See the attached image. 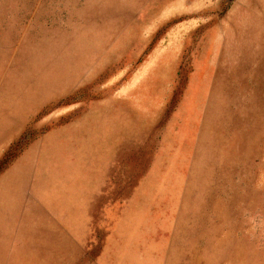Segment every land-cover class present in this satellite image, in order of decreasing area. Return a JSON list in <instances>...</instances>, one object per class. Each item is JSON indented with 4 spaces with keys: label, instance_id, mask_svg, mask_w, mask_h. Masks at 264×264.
I'll return each instance as SVG.
<instances>
[{
    "label": "rangeland",
    "instance_id": "1",
    "mask_svg": "<svg viewBox=\"0 0 264 264\" xmlns=\"http://www.w3.org/2000/svg\"><path fill=\"white\" fill-rule=\"evenodd\" d=\"M0 264H264V0H0Z\"/></svg>",
    "mask_w": 264,
    "mask_h": 264
}]
</instances>
